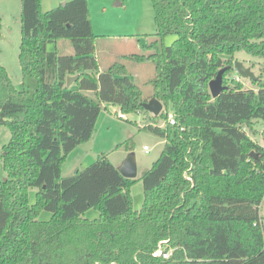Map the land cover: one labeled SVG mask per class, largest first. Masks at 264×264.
Wrapping results in <instances>:
<instances>
[{
  "label": "trees",
  "instance_id": "16d2710c",
  "mask_svg": "<svg viewBox=\"0 0 264 264\" xmlns=\"http://www.w3.org/2000/svg\"><path fill=\"white\" fill-rule=\"evenodd\" d=\"M21 2L19 88L0 65V125L11 130L0 154V264H264V146L247 130L264 120V74L249 78L256 89L234 69L238 51L264 60V0H152L158 39L149 54L125 56L154 65L148 97L125 63L100 69L88 0L49 10ZM169 34L177 39L165 45ZM60 40L74 53L48 50ZM225 66L228 88L214 98L209 81ZM154 97L165 108L144 128L165 143L139 178L123 176L105 153L63 176L105 103L149 114L142 103ZM138 180L140 210L131 195ZM91 208L100 217H85Z\"/></svg>",
  "mask_w": 264,
  "mask_h": 264
},
{
  "label": "rangeland",
  "instance_id": "374dc122",
  "mask_svg": "<svg viewBox=\"0 0 264 264\" xmlns=\"http://www.w3.org/2000/svg\"><path fill=\"white\" fill-rule=\"evenodd\" d=\"M66 1L69 0H55V2L43 0L42 8L49 10ZM21 8V0H0L3 32L0 36V65L7 68L17 88L22 83V69L19 61L22 37ZM89 8L94 32L98 35L96 55L100 68L105 70L115 62L125 63L130 70L131 77L140 85L145 96L152 95L154 89L149 80L156 75L154 65L149 61L134 62L125 57L128 54H149L151 50L148 49V45L158 39L152 0H126L122 5H118L117 0H92ZM176 39L177 35L169 34L164 38V44L171 45ZM56 47L64 54L74 53V49L67 40L48 44L50 51L55 50ZM234 60H239L245 66H250L257 76L261 73L264 74L261 68L262 64L264 66L263 59L253 57L244 51H238L235 53ZM242 78L245 86L258 88L249 78ZM262 80L264 82V77ZM120 113L123 112L119 106L104 104L93 137L68 155L62 167L63 176L73 175L77 169L90 165L103 153L108 155L117 167L124 162L129 154L134 153L138 166L137 178L152 166L160 156L165 143L161 136L144 128L151 120L152 113L148 114L143 111L125 113L126 118H121ZM159 122L164 124L163 120ZM247 130L252 138L264 146V120L253 123V127L251 129L247 127ZM10 139L11 130L5 125H0V154ZM128 141L133 146L132 151H128L126 148ZM145 146L149 147V151L144 149ZM4 178H6V172L0 158V181ZM131 195L134 209L140 210L145 199L141 180L131 186ZM30 201L35 203L36 189L30 190ZM261 214L264 215V199L261 204ZM52 216L51 211L42 210L39 219L49 221ZM85 217L98 218L100 211L91 208L85 213Z\"/></svg>",
  "mask_w": 264,
  "mask_h": 264
},
{
  "label": "water",
  "instance_id": "95a60500",
  "mask_svg": "<svg viewBox=\"0 0 264 264\" xmlns=\"http://www.w3.org/2000/svg\"><path fill=\"white\" fill-rule=\"evenodd\" d=\"M65 3L66 2L62 4ZM117 4L121 5L122 2L117 0ZM229 67L230 66L222 67L218 71L217 75L209 81L210 92L214 98L218 97L224 90L228 88V86L224 84V73ZM234 69L244 78H251L255 80L258 79V76L253 72L251 67L245 66V64L239 60H234ZM77 78H79V74L68 76L67 85L71 86ZM142 105L146 110L155 115H159L164 108L163 103L156 97L143 102ZM118 170L123 176L127 178H137L138 166L134 153L128 155L124 162L118 166Z\"/></svg>",
  "mask_w": 264,
  "mask_h": 264
},
{
  "label": "built area",
  "instance_id": "2783aa9c",
  "mask_svg": "<svg viewBox=\"0 0 264 264\" xmlns=\"http://www.w3.org/2000/svg\"><path fill=\"white\" fill-rule=\"evenodd\" d=\"M119 116H120L121 118H126L125 113H120ZM168 120H169V123L172 124V125L177 124V120H176L175 115H174L173 112H170V113L168 114ZM185 129H186L185 126H181V127H180V130H181V131H185ZM144 149H145L146 151H149V147H148V146H145ZM164 243H166V241H164ZM155 254H156V255H160V254H162L163 257H166V258H167V257L169 256L170 252L162 253V250L159 248V249L156 251Z\"/></svg>",
  "mask_w": 264,
  "mask_h": 264
},
{
  "label": "crops",
  "instance_id": "0c3cea01",
  "mask_svg": "<svg viewBox=\"0 0 264 264\" xmlns=\"http://www.w3.org/2000/svg\"><path fill=\"white\" fill-rule=\"evenodd\" d=\"M43 1V0H42ZM55 2V0H49V2ZM89 1V6H90V4H91V2H92V0H88ZM122 5V4H121ZM3 33V32H2ZM97 56V55H96ZM101 69V68H100ZM102 70V69H101ZM131 76V75H130Z\"/></svg>",
  "mask_w": 264,
  "mask_h": 264
}]
</instances>
